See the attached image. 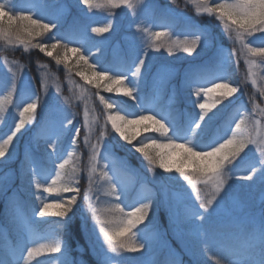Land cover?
<instances>
[{
  "label": "rangeland",
  "instance_id": "rangeland-1",
  "mask_svg": "<svg viewBox=\"0 0 264 264\" xmlns=\"http://www.w3.org/2000/svg\"><path fill=\"white\" fill-rule=\"evenodd\" d=\"M218 2L223 0H206L209 6ZM0 3H6L16 15H32L33 18L45 21L55 19L59 10V27L54 29V34L63 38L66 36V33H62L63 28L69 24L75 25L79 34L71 38L69 46L79 45L87 50L89 61H97L98 69L104 67L116 70L126 67L141 50L148 51L150 59L147 63L152 68V72L145 74L144 82L140 85L139 102L133 103L123 95L122 90L105 92V81H99L100 87H96L97 81L92 76L91 69L82 61L78 64L77 56L71 52L68 54L67 67L64 64L57 65L52 57L46 64L45 61L28 64L15 58V51L31 53L38 50L32 46L38 42H54L50 40L52 33H48L45 39L43 36L36 37L27 49L14 37L0 36V101H4V110L0 112V138H6L14 130L23 106L29 102L38 103L36 120L26 124L21 133L17 134L13 141V158L0 166V180L6 188L12 190L7 206L5 197L0 195V258L13 261V253L19 256L22 248H39L41 244L60 240L67 246L66 257L45 253L44 256L32 258L29 264H37V261L59 264L65 258L83 264H96V257L91 250L93 243L96 248L103 245L108 255V264H156L158 257L165 261L170 249L180 254L184 264H191V257L187 252L189 248L198 254L202 264H215L217 260L220 264H231L234 257L227 250L229 242L219 239L210 241L206 252L202 244L197 243L193 247L192 237L181 236L170 224L169 212L164 205L155 209L154 216L150 214L152 224L145 221L147 227L145 224L138 226L144 230L145 238L151 241L152 246L148 251H108L107 245L103 244V237H98V219H114L119 214L109 211L118 201L110 194L108 181L102 175L105 162L110 166L115 165L110 175L116 176L124 191V205H137L149 196L159 199L161 187L166 188L169 199L182 210L198 206L199 202L196 201L191 186L177 173H163L156 169L166 179L161 181L153 178L152 173L142 164V157L119 141L118 134L107 121V116L114 115L117 108H107L100 97L103 96L108 102L115 101L122 114L129 116L143 113L144 109L162 114L159 105L161 101L166 102L169 110L162 115L169 117L176 124L180 135L186 138V127L191 121L198 119L200 111L191 101L199 99L203 102L204 98L202 93L200 97H196L195 89L184 86L185 72L192 66H198L197 84L207 85L210 81L223 77L227 82L238 86L240 91L231 97L230 102L221 97L219 91L212 94L211 98L220 100L221 103L209 111L208 115L212 119L208 121L206 117L199 135L192 140L197 148L222 142L224 138H230L235 123L240 119L245 120L247 132L258 143L250 146L251 151L246 149L247 156L241 153L243 160L237 157L226 163L225 177L232 186L226 199L229 203L238 199L247 201L250 211L242 218L243 222L258 230L261 222L259 199L264 186L260 179V172L264 169V56H254L229 39L228 29L224 28L222 22L215 15L209 16L204 12L205 0H130L129 4H121L118 8H112L106 0H93L92 8H88L80 0H0ZM108 24L113 25L112 30L103 36L91 32V27H105ZM156 31L167 32L164 39L173 44L192 40L200 34L201 45L192 55L175 49L174 54L169 55L166 48L156 52L152 47V34ZM248 41H254L252 46L261 44L255 37H246V42ZM233 49L237 50L238 56L225 64L221 50L226 54ZM11 51L14 54H9ZM162 65L168 66L171 71L154 76L153 73ZM77 71L84 72L92 82L81 78L76 74ZM161 80L166 81L164 86H161ZM187 113L193 116L187 118ZM68 120L72 121L70 125ZM61 126L64 131L57 135L56 130ZM135 127L138 129L141 126ZM76 128L80 130L79 135L75 134ZM85 136L89 138L88 143H85ZM148 136L164 139L155 133L141 132L134 143L138 144ZM74 137L75 144L72 143ZM98 141L102 151L93 161L91 145H96ZM50 144H54V148ZM25 153L38 160L43 170L39 177V189L35 186L37 178L29 177L26 173L21 175L18 160ZM65 160L68 163L63 171L71 172L75 169L74 184L80 188V193H44L43 187L56 179L55 171H61L59 164ZM252 163L256 164L257 171L253 180L236 178L246 174ZM93 164L95 172L91 170ZM197 189L201 199L211 191L202 184H198ZM85 193L90 200L84 199ZM32 195L36 197L33 204L28 200ZM72 195H77L78 207L74 209L66 229L58 225L56 217L41 219L36 215L35 210L42 203L67 199ZM25 207H29V212ZM235 211V208L227 206L221 209L226 227L230 220L236 218ZM48 221H51L49 225L46 224ZM236 242L242 244L243 240L230 243ZM23 255L27 256L26 251ZM254 258L260 259L258 252Z\"/></svg>",
  "mask_w": 264,
  "mask_h": 264
},
{
  "label": "snow or ice",
  "instance_id": "snow-or-ice-1",
  "mask_svg": "<svg viewBox=\"0 0 264 264\" xmlns=\"http://www.w3.org/2000/svg\"><path fill=\"white\" fill-rule=\"evenodd\" d=\"M80 2L88 8L94 6L93 0H80ZM106 3L111 5L112 8H118L121 4H129L130 0H106ZM204 12L209 16L215 15L216 19L222 22L224 28L228 29V38L232 39L234 43H238L241 48L247 49L254 56H264V0H231V2L223 0V2L215 3L214 6L207 5L205 0ZM60 15L61 13L58 10L55 19L45 21L40 18H33L32 15H16L6 3H0V36L14 37L27 49L36 37L45 33H52L50 40L54 42H38L32 46L38 48L39 52L46 56L52 57L57 65L64 64L65 67L68 66V54L70 52L75 54L78 64L82 61L87 68L91 69V74L97 81L96 87H100L99 81H105V92H120L122 90L125 97L133 103H138L140 100L138 95L140 85L144 82L145 74L152 72L151 66L147 63L150 59L148 51L141 50L126 67L116 70L104 67L98 69L97 61H89L87 50L79 45L69 46L71 38L79 31L75 25L69 29L63 38L54 34V29L59 27L57 21ZM112 27V24L105 27H91V32L103 36L109 33ZM258 33L261 35H257ZM152 35L154 50L159 52L161 48H166L169 55L174 54V49L192 55L200 47L202 41L200 34H197L192 40L177 41L174 44L164 39L168 35L167 32L156 31ZM246 37H255L256 40L261 41V44L252 46L254 41L246 42ZM53 52L56 53L55 56H53ZM221 56L223 62L227 64L233 57L238 56V52L233 49L225 54L221 50ZM170 71L171 69L168 66L162 65L153 75ZM198 72V66H192L185 72L183 77L184 86L195 89L196 97H200L202 93L204 98L203 102H200L199 99L191 101V104L200 111L198 119L191 121L186 127V138L180 135L176 124L165 115L144 109L143 113L129 116L128 114H122V110L117 107L115 101L108 102L104 100L103 96L100 97L101 102L107 108L111 109L114 106L117 108L114 115L107 116V121L110 122L114 132L118 134L119 141L128 145L134 153L142 157V164L146 166L148 172L152 173L153 178L161 181L166 179L156 169L162 170L163 173H177L191 186L193 193H195V199L199 203L198 206L182 210L178 204H174L169 199L166 188L161 187L159 199L149 196L139 201L137 205H124L122 199L124 191L116 176L110 175L115 165L110 166L105 162V170L102 175L108 181L110 194L118 201L109 211H114L119 215L114 219H98V237H103V244L107 245L110 252H146L152 244L149 239L145 238L144 230L139 229L138 226L145 224V221L152 224L150 214L154 216L155 209L164 205L169 212L170 224L181 236L192 237L193 247L197 243L202 244L204 246L203 250L206 252L207 244L210 241L214 242L219 239L229 242L227 250L234 257L231 264H264V186L261 188L259 199L261 222L258 230L253 228L251 224L243 222L242 218L250 211V205L247 201L238 199L229 203L226 199L232 188L225 177L226 163L234 161L237 157L243 160L244 157L241 156V153L247 156L246 149L251 151L250 146H255L258 141L247 132L244 126L245 120L240 119L238 123H235L230 138H224L222 142L212 143L207 147L197 148L195 146L192 138L199 135L202 125L206 123V117L208 121L212 119V116L208 115L209 111L215 108L218 103H221L220 100L211 98L212 94L219 91V95L230 102L231 97L240 91L238 86L227 82L223 77L219 80H212L207 85H199L196 82ZM76 74L90 83L92 82L84 72L77 71ZM165 84L166 81L161 80V86ZM3 105L4 101H0V112L4 110ZM37 108V102H29L23 106L19 112V121L14 124V130L10 131L6 138H0V166L13 158L14 138L17 137L18 133H21V129L25 128L26 124L36 120ZM67 123L70 125L72 121L68 120ZM135 126L141 127L137 129ZM63 131L64 127L61 126L56 130V134L60 135ZM79 131V128H76L75 134L79 135ZM141 132L155 133L164 139L159 140L148 136L140 143H134ZM84 139L85 143H88L89 138L85 136ZM72 143L75 144V137ZM49 146L54 148V144ZM91 147L93 149L92 160L95 161L101 155L102 149L99 141ZM262 156H264V153H262ZM67 163L68 161L65 160L59 164L61 171H55L56 179H53L51 184L43 187L44 193H80V188L74 184L73 173L75 169L71 172L63 171ZM262 163H264V160H262ZM18 164L21 175L26 173L37 178L35 186L39 189L41 187L39 177L42 174L39 161L25 153L24 157L18 160ZM91 170L95 172V164H93ZM256 175V164L252 163L246 174L236 178L251 181ZM260 179L262 185H264V169L260 172ZM198 184L211 189L210 193L203 199H201L200 192L197 189ZM11 191V188H6L3 181L0 180V195L5 197L6 206L11 199ZM77 198V195H72L67 199L61 198L60 200L44 202L42 206L35 210L36 215L41 219L56 217L58 218V225L66 229L68 220L74 214V209L78 207ZM37 199H40V197L37 196ZM84 199L90 200L91 198L85 193ZM226 206L233 207L236 210L234 213L236 218L230 220L227 227L223 223L221 213V209ZM50 209H56V211H50ZM105 225H109V227H105ZM147 226L145 224V227ZM240 239L243 240L242 244L230 243ZM91 250L96 257V264H108V255L104 251L103 245L96 248L95 243H93ZM25 251L27 253L26 257L23 255ZM67 251V246L63 242L55 240L52 243L41 244L39 248H22L19 256H15L13 253V261L0 258V264H29L32 258L44 256L45 253H55L61 257H66ZM187 252L191 257V264H202L198 254L192 248L187 249ZM256 252L259 253V260L254 258ZM37 264H48V262L37 261ZM59 264H83V262L65 258L60 260ZM164 264H184V260L179 253L170 249ZM215 264H220V261L217 260Z\"/></svg>",
  "mask_w": 264,
  "mask_h": 264
},
{
  "label": "trees",
  "instance_id": "trees-1",
  "mask_svg": "<svg viewBox=\"0 0 264 264\" xmlns=\"http://www.w3.org/2000/svg\"><path fill=\"white\" fill-rule=\"evenodd\" d=\"M20 15V14H19ZM72 27L71 24L69 25H66L65 28H63L62 30V33L64 32V34L68 33L69 29ZM65 34V35H66ZM76 34H79V33H76ZM75 34V35H76ZM46 35H48V33H45L41 36H43V38L45 39ZM74 35V36H75ZM74 38V37H72ZM62 51V49H61ZM9 54H14V51H11ZM42 53L39 52L38 50L35 51V52H31V53H28V52H24V51H15V58H17V60H20L21 62H24V63H28V64H40L42 62L45 61V64L48 62H50V57H46V55H41ZM56 55V53H54V56ZM54 61V60H53ZM161 107V111H162V114H165V112L169 109L166 108V102H163L161 101L160 105ZM155 110H157V108H155ZM188 111V110H187ZM193 115L190 113H187V118L188 117H192ZM184 120V119H183ZM184 122V121H183ZM44 165V164H43ZM40 169L42 170L41 166H40ZM43 171V170H42ZM28 175V174H27ZM29 176V175H28ZM31 177V176H29ZM32 188V187H31ZM28 200L33 204L34 202H36V197L34 195H32L30 198H28ZM27 209V211L29 212V207H25ZM51 221H48L46 222L47 225H49ZM237 243V242H236ZM156 264H164V262L162 261V259H160V257H158L157 261H155Z\"/></svg>",
  "mask_w": 264,
  "mask_h": 264
}]
</instances>
